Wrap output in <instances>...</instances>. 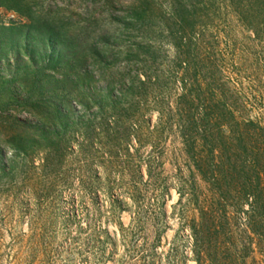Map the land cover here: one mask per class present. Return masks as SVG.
Returning a JSON list of instances; mask_svg holds the SVG:
<instances>
[{
    "label": "rangeland",
    "instance_id": "374dc122",
    "mask_svg": "<svg viewBox=\"0 0 264 264\" xmlns=\"http://www.w3.org/2000/svg\"><path fill=\"white\" fill-rule=\"evenodd\" d=\"M190 1L0 0V264H196L166 28ZM216 35L246 92V33ZM218 242L264 264V241Z\"/></svg>",
    "mask_w": 264,
    "mask_h": 264
},
{
    "label": "trees",
    "instance_id": "16d2710c",
    "mask_svg": "<svg viewBox=\"0 0 264 264\" xmlns=\"http://www.w3.org/2000/svg\"><path fill=\"white\" fill-rule=\"evenodd\" d=\"M171 19L166 28L187 77L175 116L190 161L181 181L186 195L180 189L179 197L187 196L196 213L186 221L193 259L244 264L245 247L218 241H264V119L252 116L255 109L264 113V0H191L185 8L175 2ZM233 24L246 33L249 46L239 49L252 59L244 67L251 84L246 92L227 76L218 47L216 33L232 41ZM154 153L158 158V146Z\"/></svg>",
    "mask_w": 264,
    "mask_h": 264
}]
</instances>
